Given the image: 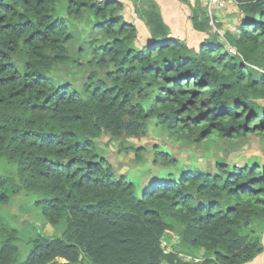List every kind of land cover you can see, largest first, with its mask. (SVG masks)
<instances>
[{"label":"trees","instance_id":"1","mask_svg":"<svg viewBox=\"0 0 264 264\" xmlns=\"http://www.w3.org/2000/svg\"><path fill=\"white\" fill-rule=\"evenodd\" d=\"M180 1L209 36L197 47L169 36L154 0H130L150 33L141 46L119 0H0V264H243L261 251L264 162L218 159L141 189L97 143L137 162L144 149L125 139L151 124L186 145L264 133V0H231L243 20L221 37L206 5ZM28 197L58 233L19 224ZM166 231L179 237L169 251Z\"/></svg>","mask_w":264,"mask_h":264},{"label":"rangeland","instance_id":"2","mask_svg":"<svg viewBox=\"0 0 264 264\" xmlns=\"http://www.w3.org/2000/svg\"><path fill=\"white\" fill-rule=\"evenodd\" d=\"M193 3L195 4L194 1ZM199 4L205 6L206 1L200 0ZM213 7L219 10H212L211 13L206 10L207 14L215 15L214 25L216 29L211 26V30L219 31L220 37L226 31L236 33L238 26L243 20V16L240 14L237 5L233 1L224 0ZM123 12L125 14L124 17H128L124 9ZM190 15L191 11L188 18ZM216 23H219L220 26H216ZM88 25L89 24L87 22L82 20L73 21V28L76 29V32L80 34L81 39L87 38L86 33L88 31ZM208 37V34L201 33L197 38L194 39V44L192 41H190V44H192L191 46L197 47L199 43L206 40ZM150 40L151 38H148V40L143 42V44L149 42ZM135 44L138 45V42L136 41ZM229 50L235 52V49L233 48H230ZM68 76L71 78H78L79 74L75 73ZM259 101L263 100L261 99ZM154 121L155 120H153L152 123H154ZM97 143L101 153L113 164L116 172L125 174L129 179L135 181V183L141 189L147 187V181L150 180V178L163 175L166 176L168 173H172L173 176L177 178L181 174L185 173V171L190 167L213 171L215 168V163L218 159L225 160L229 164H245L253 162L254 160L259 161V163L264 162V133L259 134L258 132L249 133L247 139L243 138L237 143L218 141L204 142L203 144L199 145L195 143H188V145H186L184 140L176 139L167 133L165 129L151 124L141 136L125 139L124 144H131L134 147L140 146L144 149L141 159L137 162H135L133 150H119L118 140L102 137ZM153 147L171 153V155L177 160L176 165H171L169 168H165L159 163L160 161L154 163L152 161L154 157L152 151ZM21 198L22 195L18 199L21 200ZM27 200L29 211L19 215V220H17L19 224H21L23 220H26L30 224H35L37 227H39L40 231L45 235H52L54 233H58L61 230L60 228L52 227L45 221L43 217L40 216L38 210H36L34 206L31 205V197L25 199L24 202ZM7 211L14 213L11 212V210ZM166 232L169 233V238H167L168 246L166 247L165 242L164 244L162 243V239L160 240V244L164 250L165 248L172 250L174 249V244L179 242V237L172 231ZM172 234H176L177 238H172ZM180 256L184 260L192 259L187 255Z\"/></svg>","mask_w":264,"mask_h":264},{"label":"crops","instance_id":"3","mask_svg":"<svg viewBox=\"0 0 264 264\" xmlns=\"http://www.w3.org/2000/svg\"><path fill=\"white\" fill-rule=\"evenodd\" d=\"M124 4V11L128 17H125L127 20L134 22L138 29L137 39L138 45L146 42L150 38V33L145 26L144 22L139 19L133 10V5L130 0H119ZM158 6L159 11L163 17L164 22L168 25L170 34L169 36L183 39L190 44V41L194 44V39L203 34L192 27L190 19L188 18L190 14V8L185 3H182L180 0H154ZM193 5V1L190 0ZM188 3V2H187ZM125 16V14H124ZM192 45V44H190ZM258 239L261 244V251L250 261L243 264H264V228L256 231Z\"/></svg>","mask_w":264,"mask_h":264},{"label":"built area","instance_id":"4","mask_svg":"<svg viewBox=\"0 0 264 264\" xmlns=\"http://www.w3.org/2000/svg\"><path fill=\"white\" fill-rule=\"evenodd\" d=\"M193 1H195V0H193ZM200 1V0H199ZM206 1V7H207V10L211 13V11L212 10H219V9H217V8H215V7H213L214 5H216V4H218L219 2H221V1H224V0H205ZM213 17V15L212 14H210V21H209V24L214 28V29H216L215 28V25H214V19L212 18ZM177 238V236H176V234H172V238ZM164 242L166 243V247L168 246V242H167V240H165L164 238H162V243L164 244ZM162 247V246H161ZM170 249H166L165 248V251H169Z\"/></svg>","mask_w":264,"mask_h":264},{"label":"clouds","instance_id":"5","mask_svg":"<svg viewBox=\"0 0 264 264\" xmlns=\"http://www.w3.org/2000/svg\"><path fill=\"white\" fill-rule=\"evenodd\" d=\"M229 1H231V0H229ZM216 11V10H215ZM213 15V14H212ZM214 16V15H213Z\"/></svg>","mask_w":264,"mask_h":264}]
</instances>
